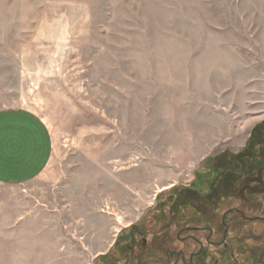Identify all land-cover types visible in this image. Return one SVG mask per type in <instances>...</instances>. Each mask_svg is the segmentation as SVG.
I'll return each mask as SVG.
<instances>
[{"label":"rangeland","instance_id":"1","mask_svg":"<svg viewBox=\"0 0 264 264\" xmlns=\"http://www.w3.org/2000/svg\"><path fill=\"white\" fill-rule=\"evenodd\" d=\"M14 109L52 156L0 264H264V0H0Z\"/></svg>","mask_w":264,"mask_h":264},{"label":"crops","instance_id":"2","mask_svg":"<svg viewBox=\"0 0 264 264\" xmlns=\"http://www.w3.org/2000/svg\"><path fill=\"white\" fill-rule=\"evenodd\" d=\"M51 156L48 129L39 117L21 109L0 112V184L36 179Z\"/></svg>","mask_w":264,"mask_h":264}]
</instances>
